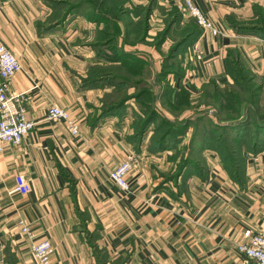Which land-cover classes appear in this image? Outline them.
<instances>
[{
	"label": "crops",
	"instance_id": "1",
	"mask_svg": "<svg viewBox=\"0 0 264 264\" xmlns=\"http://www.w3.org/2000/svg\"><path fill=\"white\" fill-rule=\"evenodd\" d=\"M193 1L220 32L199 27L180 57L184 72L169 75L173 84L164 97L179 104L183 88L197 97L210 80L233 83L229 50L264 79V36L240 32L230 22L254 18L264 0ZM151 3L149 39L165 26L160 7L177 5L127 1L129 7ZM53 12L48 0H0V38L21 63L12 89L27 91L28 116L38 121L21 143H6L0 151V264H37L20 219L31 225L35 238L52 241L53 264H246L237 243L245 229L264 223V148L244 155L242 183L210 148L201 152L202 173L193 169L170 178L167 174L177 167L172 150L150 149L152 128L142 140L134 138L142 114L135 87L127 96L105 78L92 79L91 72L120 65L101 52L94 38L103 23L75 12L50 21ZM181 14L182 22L190 19ZM172 43L167 37L162 48ZM123 45L144 58L153 74L162 67L155 45L150 47L156 54L144 42ZM117 103L123 105L109 108ZM52 104L70 111L79 122L78 133L65 120L46 119ZM130 153L139 161L127 177L130 188L123 189L110 171ZM19 173L30 183L27 193L14 190Z\"/></svg>",
	"mask_w": 264,
	"mask_h": 264
},
{
	"label": "trees",
	"instance_id": "2",
	"mask_svg": "<svg viewBox=\"0 0 264 264\" xmlns=\"http://www.w3.org/2000/svg\"><path fill=\"white\" fill-rule=\"evenodd\" d=\"M83 1L89 4L94 0ZM127 1L95 0L94 2H98L96 3L98 8L93 15H91L93 11L87 15L90 19L103 23L98 30L97 38L101 52L110 60L120 61V65H111L100 69L99 72H91L92 79H98L99 82L105 78L114 83L119 92L125 91L127 96L128 88L135 87L133 96L142 110L135 124L134 138L137 141L142 140L152 128L149 147L152 151H161L170 148L173 142L179 140V135L187 134L189 128L194 127L191 143L200 145L201 149L216 150L223 166L231 173L233 179L242 183L245 179L244 155L256 154L264 148V108L260 109L258 105L263 90L260 91V87L256 91L250 90L249 96L245 97L233 86L243 83L256 84L259 82L257 80H260L258 84L261 85L264 84V79L257 78L246 68L237 51L229 50L227 64L233 83L221 86L215 80H210L197 97H192L190 92L183 88L181 103H173L168 97H164L173 84L169 75L172 74L176 78L183 74L180 57L187 53L191 43L198 36L200 26L191 17L182 22V14L177 5L169 9L160 7L164 14L165 27L153 36V41H149L151 27L149 17L154 3L149 6L129 7ZM65 2L66 0H60L58 4ZM84 3L69 4L58 20L62 21L69 13L82 10ZM111 6L115 11H111ZM134 13L140 15L138 19H134ZM255 14L254 18L248 20L238 21L231 18L230 22L240 32L264 36V9L256 6ZM122 33H124L123 42L120 44L119 36ZM167 37H171L173 43L166 52H163L162 45ZM124 40L133 43L152 42L161 53L163 52L161 70L153 74L145 65L144 58L124 48ZM105 46L109 47L105 48ZM249 88L246 85L243 87L244 91ZM159 103L171 110H177L176 118L172 119L161 113ZM248 103L256 108L252 105L254 109V111L251 109L252 114L248 111V106L245 107ZM118 104L109 108L123 105ZM207 106L210 108H206ZM212 106L214 109H211ZM210 109L211 113L215 112L213 116L210 115L211 117L208 113ZM188 111L192 113L184 115ZM214 116L217 117V121ZM205 120L212 122L211 127L204 125ZM186 163L187 160L184 164ZM200 168L196 163L194 169L202 173L203 170Z\"/></svg>",
	"mask_w": 264,
	"mask_h": 264
},
{
	"label": "built area",
	"instance_id": "3",
	"mask_svg": "<svg viewBox=\"0 0 264 264\" xmlns=\"http://www.w3.org/2000/svg\"><path fill=\"white\" fill-rule=\"evenodd\" d=\"M167 1V0H166ZM176 3L179 9L187 16L193 18L203 29L217 34L220 29L215 25L193 0H170ZM199 52L198 47L194 48ZM21 63L11 48L0 38V151L6 143L19 144L37 125L36 120L28 116L26 101L27 91H15L12 89V79L20 69ZM46 119L65 120L73 133L79 132V122L70 111L58 104H52L48 108ZM139 161L136 153H130L127 158L111 169L110 177L123 189H129V173ZM14 190L27 193L31 186L25 175H16ZM20 228L31 239V250L37 264H53L52 256L55 247L47 237L35 238L33 229L24 219L19 220ZM244 240L237 243V247L245 255L246 264H264V223L257 229L244 230Z\"/></svg>",
	"mask_w": 264,
	"mask_h": 264
},
{
	"label": "rangeland",
	"instance_id": "4",
	"mask_svg": "<svg viewBox=\"0 0 264 264\" xmlns=\"http://www.w3.org/2000/svg\"><path fill=\"white\" fill-rule=\"evenodd\" d=\"M55 1V2H54ZM59 1L60 0H48V3L50 4V6L53 8V10H54V12H53V16H52V18L50 19V21H54L55 19L56 20H58V19H60L61 18V15H62V13L63 12H65L66 11V9H67V7L69 6V4H71V3H74V2H77V3H80V2H83L84 3V1L83 0H66V2H65V4H58L59 3ZM85 1H87V0H85ZM89 1H91V0H89ZM95 1V0H94ZM94 1H92V2H90L89 4L88 3H84V5H82L83 7H82V10H79V11H76L75 13H80V15H82V16H84V17H89V16H87L88 15V13H91L92 11V13H91V15H93V13H94V11H96V9L98 8V6H96L97 4L96 3H98V2H94ZM86 4V5H85ZM114 7L113 6H111V11H115V9H113ZM108 10H110V8L108 7ZM180 10V9H179ZM180 12H181V10H180ZM74 13V12H73ZM165 27V26H164ZM163 27V28H164ZM162 28V29H163ZM161 29V30H162ZM95 30H97V29H95ZM98 30H97V34H96V36L94 37V38H98L99 36H98ZM94 35H95V32H94ZM122 35H124V33H122V34H120V36H119V38L121 37V39H122V41L121 42H123V36ZM148 40L149 41H153L152 39H149L148 38ZM138 43V42H137ZM137 43H133V42H131V41H126V40H124V44H129V45H135V44H137ZM144 43H146V44H148L147 45V47H148V49H152V52L154 53V54H156V51H154V49H153V47H150V45H154L152 42H144ZM107 47H109V46H105V48H107ZM148 51H150V50H148ZM167 51V49H164L163 48V52H166ZM163 52H162V54H163ZM151 54L148 52V58L149 59H154V62H155V57L154 56H150ZM163 56V55H162ZM159 60V59H158ZM156 63V62H155ZM159 65H160V63H159ZM162 68V67H161ZM161 68H160V70H161ZM160 70H158V71H160ZM257 81H259L260 82V80H257ZM258 82V83H259ZM258 83H256V84H248V83H246V84H244V85H246V87H250L247 91L245 90L244 91V89H243V87H244V85L243 84H237V85H235V86H233L234 87V89L236 90V91H238V92H240L242 95H244L245 97H248L249 96V91L251 90H253V91H256L257 90V88L258 87H260V91H261V89L263 90L262 91V95L263 96H261V100L259 101V103H258V105H259V107H260V109H263L264 108V84H258ZM248 85V86H247ZM148 86V85H147ZM135 89V88H134ZM211 102L212 103H214V101L213 100H211ZM159 105V110L161 111V113L163 112L165 115H167V116H169L170 118H172V119H174V118H176V113H177V110H171L169 107H167L166 105V108H165V106H163L162 105V103H161V105L160 104H158ZM252 105L253 104H251V103H248V104H246L245 105V107L246 106H248V111L252 114V110L254 111V109H253V107H254V105H253V107H252ZM244 107V108H245ZM168 108V109H167ZM203 108H205V106H203ZM206 108H210V107H206ZM255 108V107H254ZM211 109H214L213 108V106L211 107ZM211 109L210 110H208V111H210V112H208L209 113V116L211 115V116H213V114L215 113H211ZM252 109V110H251ZM256 109V108H255ZM190 114L192 113V111H188ZM242 113H243V110H242ZM186 115H189V114H186ZM253 115H254V112H253ZM210 116V117H211ZM213 119V118H212ZM214 119L217 121V117L216 116H214ZM211 124H212V122L211 121H209V120H205L204 121V125H206V127H211ZM193 129H194V127H190L189 128V131H188V133H190V134H182V135H179L178 137H179V140L178 141H175V142H173L172 143V146L170 147V148H167V149H169V150H172V154H171V158L176 162V164H177V167H176V169H174L173 171H171V173H168L167 175H169V174H171L170 175V178H173L174 180L176 179V177H177V175L178 174H183L184 173V175H186L188 172L189 173H191V170H193L194 169V166L196 165V163H198L199 164V167H201L200 169L201 170H203L204 171V163L200 160L201 158V152L204 150V149H201L202 147H200V145L199 146H196L197 144L196 143H191V135H192V131H193ZM136 132V130L133 132V133H135ZM182 138V139H181ZM150 139V138H149ZM206 149V148H205ZM165 150V149H164ZM187 160V163L186 164H184V162Z\"/></svg>",
	"mask_w": 264,
	"mask_h": 264
}]
</instances>
